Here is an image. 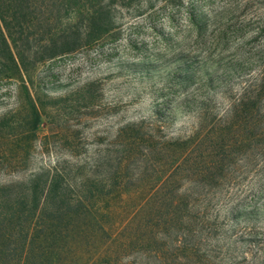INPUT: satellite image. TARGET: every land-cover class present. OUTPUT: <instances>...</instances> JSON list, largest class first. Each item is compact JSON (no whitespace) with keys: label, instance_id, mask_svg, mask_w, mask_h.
Returning <instances> with one entry per match:
<instances>
[{"label":"rangeland","instance_id":"rangeland-1","mask_svg":"<svg viewBox=\"0 0 264 264\" xmlns=\"http://www.w3.org/2000/svg\"><path fill=\"white\" fill-rule=\"evenodd\" d=\"M101 2L112 31L33 66L29 92L41 112L34 134L23 88L0 87V185L57 165L115 164L125 137L137 145L133 195L140 188L144 198L141 186L163 180L178 162L156 196L175 184L195 206L188 222L154 228V246H179L180 255L196 245L199 264H264V0ZM28 33L34 54L37 24ZM220 135L231 143L212 167L199 156L217 159ZM186 148L192 164L181 163ZM147 209L132 220L145 219ZM143 230L137 242L148 240ZM135 256L129 251L122 262Z\"/></svg>","mask_w":264,"mask_h":264},{"label":"trees","instance_id":"trees-1","mask_svg":"<svg viewBox=\"0 0 264 264\" xmlns=\"http://www.w3.org/2000/svg\"><path fill=\"white\" fill-rule=\"evenodd\" d=\"M102 3L0 0V87L23 88L33 134L41 120L40 106L29 92L33 66L71 54L112 31L109 6ZM33 24L41 33L34 54L28 52V31ZM222 123L228 124L227 119L219 121V125ZM220 137L215 140L218 146L214 144L220 148L217 159H208L210 152L199 156L210 160L212 167L219 165L221 153H226L231 143ZM135 146V142L124 137L121 147L125 148L119 150L116 158L107 152L106 158L118 159L115 164L96 160L95 164L57 165L39 169L20 184L0 185V264H199L194 256L196 245L189 248L188 254L179 255V246L169 252L154 246L152 238L156 227L170 228L191 219L188 212L195 206L174 193L175 184L166 187L162 197L156 196L181 164H168L167 176L156 184L141 186L149 192L138 199L141 189L135 192L138 196L130 191L129 161ZM186 149L181 163L192 164L188 155L193 151ZM189 167L192 173L198 170L197 164ZM135 199L139 201L133 206ZM145 205L146 218L132 220ZM129 208L134 212L120 222ZM142 229L148 231V240L137 242V232ZM129 251L133 257L139 256V261L122 262Z\"/></svg>","mask_w":264,"mask_h":264}]
</instances>
